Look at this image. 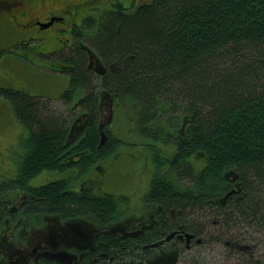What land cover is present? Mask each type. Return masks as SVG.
<instances>
[{"label": "trees", "instance_id": "16d2710c", "mask_svg": "<svg viewBox=\"0 0 264 264\" xmlns=\"http://www.w3.org/2000/svg\"><path fill=\"white\" fill-rule=\"evenodd\" d=\"M9 1L11 5H0V43L6 41L7 51L28 43L39 57L37 43L45 42L46 49H59L44 57L53 70L46 73L52 81H57V72L69 77L55 98L43 94L49 93L47 81L29 90L0 86V100L11 105L24 127L20 136H25L18 138L25 151L13 186L24 188L44 173L74 168L79 169L75 182L81 178V183L91 168L101 165L100 173L90 176L91 184L120 196L107 184L120 173L121 160H133L135 154L123 156L115 121L110 123L115 134L100 126V98L106 89L119 96L117 111L135 139L151 142L154 154L145 158L153 164L147 200L166 210L167 219L174 210L175 220L194 223L205 217L220 229L247 224L264 230V0H45L43 13L69 6L89 15L81 25L61 30L57 41L47 30L42 38L20 42L13 37L34 29L26 21L35 11L27 8L30 0L26 6ZM69 37L73 41L67 45ZM91 51L101 58L106 73L90 65ZM21 56L4 61L31 74ZM86 113L84 134L70 142L75 117ZM102 130L111 138L104 143ZM234 177L241 198L222 200L234 188ZM69 183L61 179L31 187L39 197L36 205L63 214L119 206L109 198L90 202ZM9 190L0 185V200ZM131 202L135 211L136 202ZM5 208L0 202V223ZM134 255L128 248L116 263L103 264H129Z\"/></svg>", "mask_w": 264, "mask_h": 264}, {"label": "flooded vegetation", "instance_id": "af4514ba", "mask_svg": "<svg viewBox=\"0 0 264 264\" xmlns=\"http://www.w3.org/2000/svg\"><path fill=\"white\" fill-rule=\"evenodd\" d=\"M4 1L8 2V5L12 4L9 0ZM3 2H0V5H3ZM16 3L27 5L25 0H17ZM29 3L27 8L31 9L32 6L31 10L38 15L30 13V20L26 21L30 26H34V29H26L23 34L18 35L19 37L11 36L19 42L22 39L42 38L47 30L52 32H49L48 36L57 41L61 30H71L74 24L81 25L82 20L89 15L87 11L80 15V10L70 9L69 6H59L43 13L45 0H30ZM12 28L11 26L9 30H14ZM66 41L68 45L72 43L73 38L69 37ZM56 51L59 49L52 48L48 53L54 54ZM90 65L99 73L107 71L101 58L93 51ZM118 97L116 93L105 89L101 93L99 105L101 128H107L114 134L110 123L115 118L113 114ZM110 109L111 114H108ZM76 119L74 130L68 134L70 142L76 141L84 134L85 118ZM102 135V143L111 139L110 134L107 135L103 130ZM4 165L0 161V185L7 184L10 190L5 195L7 197L0 200L6 207L1 213L6 215L0 223V264H103L105 261L116 263L114 260L121 258L123 251L127 252L128 248L135 252L129 264H175L183 251L205 242L203 235L211 231L205 218L194 223L175 220L176 214L172 210V216L167 219L166 210H161V206L156 202L147 200L148 188L136 202L137 209L131 211V201H122L120 196L114 198V195H109L108 192L105 194L100 186L91 184L94 177L90 176L84 178L78 188H72L74 192L90 202L96 197L113 199L118 203V208L116 205L112 211L106 209L96 212V208H93L86 210L84 214H63L36 205L39 197L31 191V187L43 185L37 181L39 176L30 180L27 187H15L13 184L18 180L17 174L15 171H7ZM6 177L12 180L6 182ZM233 181L234 188L229 190L222 200L230 197L241 198V195H238L239 189L235 188V185H239L236 177ZM251 226L253 225L238 224L229 229L216 228L209 240L225 241V244L232 247L231 253L238 250L243 252L252 246L250 243L238 242L237 237L241 234L237 231L239 228L249 232H264L259 226ZM112 247L115 248L116 254H111ZM255 248L258 249V246ZM256 261L261 264L260 259Z\"/></svg>", "mask_w": 264, "mask_h": 264}, {"label": "rangeland", "instance_id": "374dc122", "mask_svg": "<svg viewBox=\"0 0 264 264\" xmlns=\"http://www.w3.org/2000/svg\"><path fill=\"white\" fill-rule=\"evenodd\" d=\"M93 12H96V10ZM5 42L0 43V48L5 50L0 58V86L6 85L4 87L12 86L29 90L31 86L38 87L39 83L47 81L49 93H43L44 95L50 94L49 96L55 98L62 94L64 91L62 88L69 78L65 73H63V75L56 74V76H58L57 81H52V77L49 76L50 74L46 73V71L50 73L53 70L48 67V62L50 61L48 59H44L46 56L49 58L52 57V54L49 55L48 53L49 49H46L45 42L37 43L39 45L38 51L42 53L39 54V57L35 52L29 50L28 47L30 44L28 43H25V45L20 44L16 47V50L7 51L6 47H4ZM25 52L28 55H26ZM19 54L22 55L20 60L34 73L23 74V72L17 70L18 68L12 65V62L8 60L4 61L9 57L20 56ZM59 108L66 111V108L63 106ZM80 110L81 109H79V111L77 110L78 113ZM110 110L108 113H110ZM117 110L118 108L115 109L116 118L113 120L116 123H113L112 126L114 125L117 133L121 134V137H119V148L121 149L123 156H130V154H135V156L133 157V160L130 157H124L121 160L118 166V171L120 173L111 177L113 178V184L108 183L107 185L110 191L120 195L122 201L137 202L149 186V179L152 175L153 164L150 159L145 158H150L149 155L153 156L154 151L151 149V142L147 138L142 137L139 141L135 139L136 133L130 131V124L126 120L124 121V119H121V114ZM21 126L22 124L15 117L11 105L7 101L4 102L0 100V157L3 156V161H5L6 158L7 163L5 162L6 164L4 167L9 172H16L17 167L21 163L20 159L25 151V148L19 144L18 138L20 136V132L22 131ZM159 146L161 145L158 144V147ZM130 160H132L133 163ZM97 167L101 168V165ZM97 167L90 169L89 176H93L96 172L100 173V169L97 170ZM109 170L112 172V168H109ZM47 173L41 175L37 181L45 184L47 183L44 181L45 179L53 180L57 178L54 173L49 175H47ZM205 220L207 219L205 218ZM207 227L211 231L209 234L203 235L206 241L195 244L191 249L183 251L175 264H255L254 261L258 259L261 260V264H264V232H249L239 228L237 231L241 234L237 237L238 242L250 243L252 247L249 250L244 249V253L240 250L235 251V253H231L230 249L232 247L225 244V241H217L216 239L209 240L211 234L214 233L218 227L209 224V222L207 223ZM233 231L236 232V230ZM255 246H258V249H256Z\"/></svg>", "mask_w": 264, "mask_h": 264}]
</instances>
